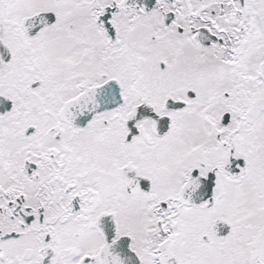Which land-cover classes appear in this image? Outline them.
Returning <instances> with one entry per match:
<instances>
[{
  "label": "snow or ice",
  "instance_id": "snow-or-ice-1",
  "mask_svg": "<svg viewBox=\"0 0 264 264\" xmlns=\"http://www.w3.org/2000/svg\"><path fill=\"white\" fill-rule=\"evenodd\" d=\"M0 264H264V0H0Z\"/></svg>",
  "mask_w": 264,
  "mask_h": 264
}]
</instances>
